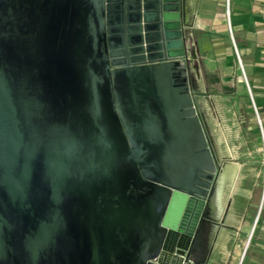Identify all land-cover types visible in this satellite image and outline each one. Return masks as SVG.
I'll list each match as a JSON object with an SVG mask.
<instances>
[{
  "label": "water",
  "instance_id": "obj_1",
  "mask_svg": "<svg viewBox=\"0 0 264 264\" xmlns=\"http://www.w3.org/2000/svg\"><path fill=\"white\" fill-rule=\"evenodd\" d=\"M190 32L183 0H0V264H193Z\"/></svg>",
  "mask_w": 264,
  "mask_h": 264
},
{
  "label": "rangeland",
  "instance_id": "obj_2",
  "mask_svg": "<svg viewBox=\"0 0 264 264\" xmlns=\"http://www.w3.org/2000/svg\"><path fill=\"white\" fill-rule=\"evenodd\" d=\"M227 10L228 0L216 3H210L209 0H183L184 26L186 32L194 30L193 40L203 56L200 59L205 69V86L208 94L217 98L221 108L219 117L207 111L204 98L194 96V101L215 155L218 171L227 165L231 166L230 170H234L238 162L241 175L237 182L239 186L235 187L230 198L226 196L228 208L224 219L217 221L213 206H207L191 250V257L196 258L195 264H243L244 261V264H257L252 262L253 257L264 258V240L259 235L262 231L260 225H264V116L260 109L261 101L256 95L261 91L253 90L249 83L248 69L237 49ZM216 13L224 19L221 25L226 28L222 52L227 54L223 57L228 56V49L233 52L229 63L218 60L215 52L209 49V43L216 39L213 28ZM196 85L192 82L194 91L197 90ZM229 190L226 193L230 195ZM231 207H234L233 219H229ZM223 212L218 220L224 216ZM217 222V235L212 242L213 227ZM250 235L249 246L244 249L242 242ZM226 241L230 251L228 260L226 253L220 249V245ZM238 249L244 251V256L242 259H233Z\"/></svg>",
  "mask_w": 264,
  "mask_h": 264
},
{
  "label": "crops",
  "instance_id": "obj_3",
  "mask_svg": "<svg viewBox=\"0 0 264 264\" xmlns=\"http://www.w3.org/2000/svg\"><path fill=\"white\" fill-rule=\"evenodd\" d=\"M221 1L223 0H209L210 3H216ZM227 12L230 18L231 32H233V34L235 35L234 36L235 43L238 45L237 49H239L240 55H242L243 58V62L248 69L247 75H248L249 83L250 85H252L253 90L261 91V93H256V95L258 99L261 101L260 109H261V113L264 116V0H228ZM219 15L220 14L216 13L215 23L213 24L214 25L213 28L215 29V33H216L215 34L216 39H213V41L209 43V47H210L209 49L215 52V55L217 56L218 60H221L223 62L226 61L229 63L233 58L232 57L233 52L231 49H228V56L223 57V55L227 54V52H222L224 46V42L222 41V39H223V34H225L224 30H226V28L221 25L224 24L223 23L224 19L222 17L220 18ZM218 51L221 52L218 53ZM219 55L222 56L219 57ZM199 57L202 58L203 56L200 55L199 53ZM255 66L256 67L258 66L257 69H255ZM201 68H202L203 77L201 78L200 82H197L198 85L197 90L196 91L193 90L194 96L195 97L200 96L204 98L207 111L219 117V114L221 112L220 105L217 102L216 100L217 98L215 95L208 94L205 86V69L203 65H201ZM242 178H244V176ZM237 184L239 183L234 184L233 187L230 186L231 187L230 190L232 191L229 190V193L230 192L231 194L233 193L235 187L239 186ZM228 197L230 198L231 195L230 196L228 195ZM226 206L228 208V202L226 203ZM227 208L225 214L227 212ZM233 212H234V207H231V212H230L232 215L231 219L234 218ZM224 217L225 215L220 220L217 219L216 220L221 221L222 219H224ZM260 228H261L260 230L262 231L259 233V235L260 238L264 240V225L263 226L260 225ZM238 229H240V227H238ZM217 230H218V226L214 225L212 242L216 238ZM223 243L226 244V247L228 249L227 246L228 243L227 242H223ZM223 243L220 245V249L222 250H223L222 248ZM225 256L228 260L230 256L229 250H228V254L226 253ZM238 257L239 256L237 255V251H236L235 255H233V259H237ZM195 259L196 258L191 257L193 264L196 261ZM245 262L246 261H244V263ZM252 262L257 264H264V258L255 256L252 258ZM232 263H234L233 260Z\"/></svg>",
  "mask_w": 264,
  "mask_h": 264
},
{
  "label": "bare ground",
  "instance_id": "obj_4",
  "mask_svg": "<svg viewBox=\"0 0 264 264\" xmlns=\"http://www.w3.org/2000/svg\"><path fill=\"white\" fill-rule=\"evenodd\" d=\"M230 167H231L230 165H227L224 169L221 168V170L223 169L222 171L220 170L221 173L219 172L220 173V176H218L219 177V179H218L219 183L217 182L218 184L216 185L215 193L213 195L212 204H211L213 206V209H214L215 219H217L218 217L219 218L221 217L223 210H224L223 215H225V211L227 208V206L225 207L226 202H227L226 191H227V189H230L231 187H233V185L239 181L240 176H241L240 171H239L240 165L238 162L235 164V167L233 166L234 170L233 169L230 170ZM230 191H232V190H230ZM230 195H231V192H230ZM231 217H232V215L230 213L229 219H231ZM250 238H251V235L249 236V238L243 240L242 243L244 245V249H246L249 246ZM222 248H223L224 252L228 254V249H227L225 243H223ZM237 255L240 257V259H242L244 256V251L241 249H238Z\"/></svg>",
  "mask_w": 264,
  "mask_h": 264
},
{
  "label": "built area",
  "instance_id": "obj_5",
  "mask_svg": "<svg viewBox=\"0 0 264 264\" xmlns=\"http://www.w3.org/2000/svg\"><path fill=\"white\" fill-rule=\"evenodd\" d=\"M194 35H193V31L190 32V36L188 38V50H189V54L187 56H185V63L187 68L189 67L191 73H193V80L195 82H200L201 78L203 77L202 74V68H201V60L199 57V51L196 45V42L193 40ZM193 51L196 52V59H193L192 54ZM239 54V53H238ZM190 261L192 262V260L190 259Z\"/></svg>",
  "mask_w": 264,
  "mask_h": 264
},
{
  "label": "flooded vegetation",
  "instance_id": "obj_6",
  "mask_svg": "<svg viewBox=\"0 0 264 264\" xmlns=\"http://www.w3.org/2000/svg\"><path fill=\"white\" fill-rule=\"evenodd\" d=\"M194 83L197 84V82H195V81H194ZM197 87H198V85H196V89H197ZM195 91H196V90H195ZM216 164H217V161H216ZM217 166H218V165H217ZM213 184H214V182H213ZM212 191H213V188H211L210 193H209L210 198H211V196H212ZM198 232H199V229H198ZM194 264H195V263H194Z\"/></svg>",
  "mask_w": 264,
  "mask_h": 264
}]
</instances>
